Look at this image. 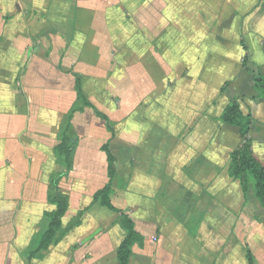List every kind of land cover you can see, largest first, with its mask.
<instances>
[{
  "label": "crops",
  "instance_id": "1",
  "mask_svg": "<svg viewBox=\"0 0 264 264\" xmlns=\"http://www.w3.org/2000/svg\"><path fill=\"white\" fill-rule=\"evenodd\" d=\"M258 69L264 0H0V264H118L119 213L92 204L110 181V134L89 107L72 118L79 143L59 184L62 227L84 214L43 258L23 255L56 208L48 190L64 172L55 150L75 75L117 124L112 202L142 237L129 264H251L246 248L264 264V208L254 179L245 193L232 175L243 138L221 120L238 98L264 165Z\"/></svg>",
  "mask_w": 264,
  "mask_h": 264
},
{
  "label": "trees",
  "instance_id": "2",
  "mask_svg": "<svg viewBox=\"0 0 264 264\" xmlns=\"http://www.w3.org/2000/svg\"><path fill=\"white\" fill-rule=\"evenodd\" d=\"M250 60L247 59V62ZM77 103L65 115L61 124L60 144L55 150L57 161L62 165L64 172L57 173L52 177L51 185L48 190V201L55 205L53 211L46 210L39 230L33 235L29 246L23 251V255L28 262L33 259H41L51 245L59 242L67 231L73 225L80 222V218L84 212L78 214V220L67 228L62 227V218L66 214L69 206V196L62 193L59 184L64 176L73 169L74 155L79 143V136L76 134L72 126V118L78 111H84L86 107L92 108L96 115L104 120L107 125L110 138L102 146V150L106 152L108 159V175L109 183L97 191L93 197L92 204H99L111 211L119 213V221L125 231L124 240L121 242L118 251V264H129L133 246L141 242L142 237L135 229L134 222L130 216L118 209L112 202L113 186L112 182L117 173V159L110 150V142L116 136L117 124L111 121L109 115L103 110L95 106L85 94L82 88V77L75 75ZM255 89L257 91L256 99H264V71L256 70L254 77ZM221 120L223 123L230 124L239 128L243 138L242 144L232 152L230 169L232 175L239 179L245 193L249 190V179L252 177L256 183L255 196L264 208V165L255 156L252 148L251 132L255 129L254 119L249 114H244L241 110V104L238 98L233 99L225 108ZM246 257L249 263H253L252 252L249 248L245 249Z\"/></svg>",
  "mask_w": 264,
  "mask_h": 264
},
{
  "label": "rangeland",
  "instance_id": "3",
  "mask_svg": "<svg viewBox=\"0 0 264 264\" xmlns=\"http://www.w3.org/2000/svg\"><path fill=\"white\" fill-rule=\"evenodd\" d=\"M15 77H16V76H15ZM13 78H14V77H13ZM17 79H19L20 81H22L20 76L15 78L16 82H17ZM15 80H14V82H13V85H14V86H15ZM21 83H22V82H21ZM20 85H21V84H20ZM16 86H17V84H16ZM103 112H106V111L103 110Z\"/></svg>",
  "mask_w": 264,
  "mask_h": 264
}]
</instances>
